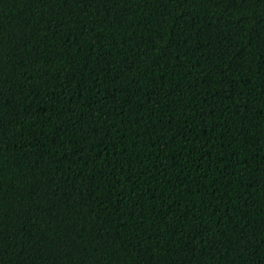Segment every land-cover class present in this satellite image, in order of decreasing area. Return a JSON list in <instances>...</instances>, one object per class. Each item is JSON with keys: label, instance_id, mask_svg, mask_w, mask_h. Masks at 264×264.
I'll return each instance as SVG.
<instances>
[{"label": "trees", "instance_id": "1", "mask_svg": "<svg viewBox=\"0 0 264 264\" xmlns=\"http://www.w3.org/2000/svg\"><path fill=\"white\" fill-rule=\"evenodd\" d=\"M0 264H264V0H0Z\"/></svg>", "mask_w": 264, "mask_h": 264}]
</instances>
